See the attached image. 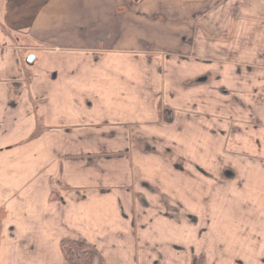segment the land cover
Instances as JSON below:
<instances>
[{"label":"rangeland","instance_id":"rangeland-1","mask_svg":"<svg viewBox=\"0 0 264 264\" xmlns=\"http://www.w3.org/2000/svg\"><path fill=\"white\" fill-rule=\"evenodd\" d=\"M70 8L75 28L89 25L90 44L77 45L91 48L89 75L110 74L87 93L101 107L137 111L135 125L100 152L126 161L132 176L121 190L131 197L138 264H209L202 254L216 245L213 225L215 235L229 231L244 206L264 218V0H75ZM25 68L21 89H51Z\"/></svg>","mask_w":264,"mask_h":264},{"label":"crops","instance_id":"crops-1","mask_svg":"<svg viewBox=\"0 0 264 264\" xmlns=\"http://www.w3.org/2000/svg\"><path fill=\"white\" fill-rule=\"evenodd\" d=\"M73 1L0 0V264H64L60 243L69 239L94 247L107 264H138L131 197L121 190L132 176L126 161L100 152L114 147L121 127L133 126L137 111L101 107L87 93L110 74L89 75L91 48L77 46L90 44L89 25L75 28ZM25 66L34 83L51 89H21ZM244 207L247 215L229 231L215 235L211 227L216 245L202 254L209 264H264V218Z\"/></svg>","mask_w":264,"mask_h":264},{"label":"trees","instance_id":"trees-1","mask_svg":"<svg viewBox=\"0 0 264 264\" xmlns=\"http://www.w3.org/2000/svg\"><path fill=\"white\" fill-rule=\"evenodd\" d=\"M3 216V212L0 211V222ZM60 249L64 264H106L100 253L84 242L63 240Z\"/></svg>","mask_w":264,"mask_h":264},{"label":"water","instance_id":"water-1","mask_svg":"<svg viewBox=\"0 0 264 264\" xmlns=\"http://www.w3.org/2000/svg\"><path fill=\"white\" fill-rule=\"evenodd\" d=\"M33 59H34V56H32V55L29 56V57L26 59V63H27V64L32 63Z\"/></svg>","mask_w":264,"mask_h":264},{"label":"flooded vegetation","instance_id":"flooded-vegetation-1","mask_svg":"<svg viewBox=\"0 0 264 264\" xmlns=\"http://www.w3.org/2000/svg\"><path fill=\"white\" fill-rule=\"evenodd\" d=\"M224 133H225V132H224ZM220 134H221V133H220ZM221 135H223V134H221ZM224 174H225V173H224ZM226 174H227V176H228V175H230V173H229V172H226Z\"/></svg>","mask_w":264,"mask_h":264}]
</instances>
